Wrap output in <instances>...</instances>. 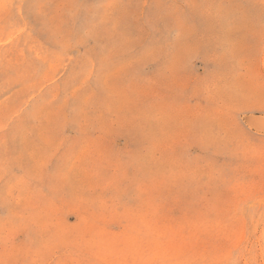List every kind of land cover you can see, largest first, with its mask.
<instances>
[{
  "label": "rangeland",
  "instance_id": "1",
  "mask_svg": "<svg viewBox=\"0 0 264 264\" xmlns=\"http://www.w3.org/2000/svg\"><path fill=\"white\" fill-rule=\"evenodd\" d=\"M251 116L264 0H0V264H264Z\"/></svg>",
  "mask_w": 264,
  "mask_h": 264
},
{
  "label": "bare ground",
  "instance_id": "2",
  "mask_svg": "<svg viewBox=\"0 0 264 264\" xmlns=\"http://www.w3.org/2000/svg\"><path fill=\"white\" fill-rule=\"evenodd\" d=\"M249 123L256 128V130L264 132V117H248ZM9 160V159H8ZM31 167V166H30ZM42 167V166H41ZM126 167V166H125ZM56 171V170H55ZM164 180V179H163ZM111 189V188H110ZM4 198V197H3ZM5 199V198H4ZM41 212V211H40ZM44 212V211H43ZM263 217V216H262ZM45 218V217H44Z\"/></svg>",
  "mask_w": 264,
  "mask_h": 264
}]
</instances>
